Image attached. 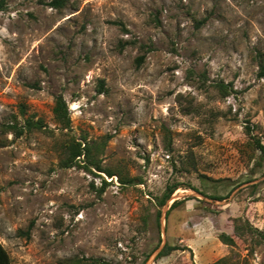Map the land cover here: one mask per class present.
<instances>
[{
  "label": "rangeland",
  "instance_id": "374dc122",
  "mask_svg": "<svg viewBox=\"0 0 264 264\" xmlns=\"http://www.w3.org/2000/svg\"><path fill=\"white\" fill-rule=\"evenodd\" d=\"M49 1L0 10V243L10 264H264V240L234 224L264 233V157L246 128L264 143V0ZM59 94L70 128L54 118ZM28 117L44 127L2 128ZM70 140L102 143L100 165L117 174L63 167ZM167 243L179 248L159 256Z\"/></svg>",
  "mask_w": 264,
  "mask_h": 264
},
{
  "label": "trees",
  "instance_id": "16d2710c",
  "mask_svg": "<svg viewBox=\"0 0 264 264\" xmlns=\"http://www.w3.org/2000/svg\"><path fill=\"white\" fill-rule=\"evenodd\" d=\"M70 0H51L48 2V4L52 7L55 8H61L65 6L67 3H69ZM4 0L0 1V10L3 8ZM143 57L141 56L140 59ZM259 76L264 77V65H261V69L259 71ZM100 92L104 91V81H101L100 83ZM216 87L221 91V93L226 96L230 92V88L228 84H225L223 82H218L216 84ZM53 114L54 118L56 121L63 127V128H70L71 127V115H70V110L67 104L66 99L62 94H59L56 96L55 99V105L53 107ZM44 127L42 119H34L32 117H28L24 123V125H19L17 122L14 123H6L2 125V128H4L7 131L13 132L16 136H21L22 134L26 132H31L35 129H42ZM247 133L249 134L251 138V143L253 144L254 148L260 152L261 158L264 157V143L262 142L261 138L253 134V129L250 125L247 127ZM102 143L98 145L94 144H89L87 141L84 140H70L65 144V158L62 159V166L63 167H72L75 165L79 166H84L85 168H88L89 170L90 167L89 165L95 167L99 171L106 172V174L110 177L116 175L117 173L113 170L110 169H104L100 165V161L98 160L99 158L97 157V153L101 152L102 148ZM96 155H95V153ZM82 157H84V160H82ZM82 161L85 163L82 164ZM259 165H261V161H258ZM120 179L122 182H133V179H124L120 175ZM107 183V181H104ZM179 186L177 184H172L168 185L164 193L160 196L157 197L158 204L160 206H164L167 201L172 197L173 193ZM104 190V188L102 189ZM199 190V189H197ZM203 194H206L204 191H200ZM209 197L216 199V200H221L225 197L222 195H216V194H211ZM181 201L175 200L171 206L170 209L176 207ZM169 209V210H170ZM235 224V229L237 232H239L240 235L244 234H250L252 236H255L256 234L261 236V239L264 240V233L261 231H258L255 227H253L249 222L246 221V224H242V219L241 218H236L234 220ZM220 238L223 242L233 245L235 243L234 238L227 234V233H222L220 235ZM261 239H259L261 241ZM179 247L166 244L163 249L161 250L159 256H164L170 254L173 250L178 249ZM10 255L5 249V247L0 243V264H10ZM103 261L100 258L96 257H79L76 258L74 261L65 263V264H100ZM212 264H229L225 259H220Z\"/></svg>",
  "mask_w": 264,
  "mask_h": 264
}]
</instances>
